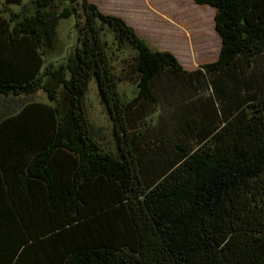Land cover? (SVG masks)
I'll use <instances>...</instances> for the list:
<instances>
[{"label":"trees","instance_id":"1","mask_svg":"<svg viewBox=\"0 0 264 264\" xmlns=\"http://www.w3.org/2000/svg\"><path fill=\"white\" fill-rule=\"evenodd\" d=\"M192 1L214 9L221 44L215 60L186 70L89 0H31L18 11L9 5L22 0H4L0 95L24 102L0 115V264H264V22L247 19L257 0ZM68 18L71 51L45 63ZM126 50L128 100L110 63ZM160 75L169 101L190 83L208 91L206 103L162 107L169 118L157 113L153 124L178 127L181 140H146L138 155L126 115L140 100L158 104ZM93 77L118 155L88 124ZM39 90L47 101L28 99Z\"/></svg>","mask_w":264,"mask_h":264},{"label":"rangeland","instance_id":"2","mask_svg":"<svg viewBox=\"0 0 264 264\" xmlns=\"http://www.w3.org/2000/svg\"><path fill=\"white\" fill-rule=\"evenodd\" d=\"M89 1L95 4L103 13L123 14L128 18L134 19H138V16L150 17L148 21H153L152 25L143 31L147 35L146 42L149 47L152 50H169L178 58V61L186 70H194L203 63L215 60L218 56L221 42L214 29V13L203 9L200 15L199 12H195L192 9L194 6L188 0H148L147 2L146 0ZM139 1L144 5V8L141 10L142 12H137L136 9L138 6V4L136 6V3H139ZM30 2L31 0H22L21 5H9V8L12 11H18L22 5H28ZM4 5V0H0V9H5ZM247 19L251 23H254V21L264 22V0L256 1ZM72 24L73 20L70 18L59 21L56 27V40L53 46L47 51L45 63L51 62L59 64L65 60L74 44ZM135 24L140 25V22L136 21ZM154 27H157V29L161 27L159 29L161 30L159 32L160 36L157 35V32L155 34ZM151 32L155 35L150 36L149 33ZM110 33L112 34L111 31ZM127 47L135 52L132 47L128 45ZM123 56L124 58L122 59H119V56L113 57L110 63L118 77V91L122 97L124 96L123 98L125 100H128L132 97L131 94L135 95L136 93L135 79L131 70L133 59L127 50L123 52ZM261 61H264V56L256 58L257 63ZM163 83H165L164 77L160 75L152 84L154 96L158 100L157 105L147 99L140 100L135 108L126 115L129 144L132 145V148L136 150L138 155L142 154L144 146L146 148V145L142 144L146 140L148 142H159L161 140L163 143L166 142L167 145L168 140L172 141V143L181 140L179 138L181 135L178 133V127L169 128L167 127L169 123H167L168 125L165 123L153 124L158 118L157 113H161L165 121L169 118L170 114L168 110H161L162 107L167 105V108L172 109L173 104L176 103H180L181 107H186L191 101L198 102V99H203L206 103L208 91L202 87H192L190 83L187 85L181 83V90L174 87L171 93L172 101H169L168 97L166 98L164 96ZM46 96V93L42 90L27 95L28 99L34 101H47ZM22 102H24V97L21 96L11 97L0 95V115L3 116L5 112H9L12 108H17ZM84 103L86 117L93 138L105 151L118 155V141L113 133L112 118L106 106L101 102L94 77L88 83ZM199 103L201 102L199 101ZM181 122L185 123V120ZM161 125L166 127V129H161ZM193 134L189 138V141L192 144L194 142L196 144L198 137L194 132Z\"/></svg>","mask_w":264,"mask_h":264},{"label":"crops","instance_id":"3","mask_svg":"<svg viewBox=\"0 0 264 264\" xmlns=\"http://www.w3.org/2000/svg\"><path fill=\"white\" fill-rule=\"evenodd\" d=\"M148 0H146V2H147ZM189 2H190V4H192V6H194V7H192V9L195 11V12H199V14L201 15V11L203 10V9H206L207 11H211V12H213L214 13V9L211 7V6H208V5H197V4H195V3H193L191 0H188ZM145 2V3H146ZM137 4H138V6H137ZM142 3H140V1H139V3H136V6H137V12L139 11V12H142L141 10L144 8V5L142 4ZM193 12V11H192ZM206 13V12H205ZM115 15V14H114ZM118 16H121L125 21H126V23L128 24V25H130L133 29H134V31L136 32V34L140 37V38H142L143 40H145V41H147V35L146 34H144L143 33V31H145L146 29H148V27L150 26V25H152V22L153 21H148V19L150 18V17H142V16H138V19H134V18H128V17H126L125 15H118ZM136 21H138V22H140V25H137V24H135V22ZM149 22V23H148ZM159 29H161V27H159ZM159 29H157V27H154V31H155V34H156V32H157V35L158 36H160L159 35V32L161 31V30H159ZM154 33H149V35L151 36H153V35H155ZM159 50H162V49H159ZM167 51H169V50H167ZM177 58V57H176ZM178 59V58H177Z\"/></svg>","mask_w":264,"mask_h":264}]
</instances>
